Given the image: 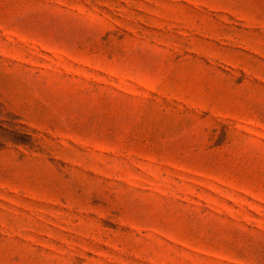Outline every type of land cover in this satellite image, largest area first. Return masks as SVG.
I'll use <instances>...</instances> for the list:
<instances>
[{
	"label": "rangeland",
	"instance_id": "rangeland-1",
	"mask_svg": "<svg viewBox=\"0 0 264 264\" xmlns=\"http://www.w3.org/2000/svg\"><path fill=\"white\" fill-rule=\"evenodd\" d=\"M0 264H264V0H0Z\"/></svg>",
	"mask_w": 264,
	"mask_h": 264
}]
</instances>
